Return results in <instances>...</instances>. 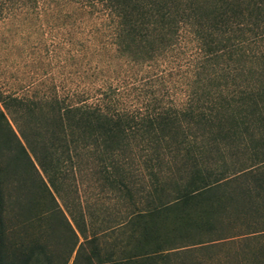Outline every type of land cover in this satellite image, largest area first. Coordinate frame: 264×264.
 Segmentation results:
<instances>
[{"label":"trees","instance_id":"1","mask_svg":"<svg viewBox=\"0 0 264 264\" xmlns=\"http://www.w3.org/2000/svg\"><path fill=\"white\" fill-rule=\"evenodd\" d=\"M19 1L67 46L68 81L50 98L0 96V264H68L77 234L70 264H157L236 236L246 214L245 233H264V0ZM136 158L144 211L119 225L132 248L114 257L57 198L89 160L126 187ZM50 217L64 248L44 238Z\"/></svg>","mask_w":264,"mask_h":264},{"label":"rangeland","instance_id":"2","mask_svg":"<svg viewBox=\"0 0 264 264\" xmlns=\"http://www.w3.org/2000/svg\"><path fill=\"white\" fill-rule=\"evenodd\" d=\"M55 33L47 16L35 17L29 2L25 5H21L19 0L0 2V96L11 94L35 99L39 96L50 98L55 91L61 94L68 81L67 46H53L58 41ZM124 78L132 82L139 79V73L134 72L131 76L125 73ZM136 82L141 87L135 89L132 95L134 93L139 99L144 97L146 100L148 92L144 94V89H149L143 79ZM6 117L16 132L8 112ZM132 167V175L123 180L124 187L98 172L96 162L83 161L74 176L69 175L65 180L63 198H57L70 221L66 207L80 223L84 222L88 234L96 231L105 236L106 244H116L114 257L121 254L118 251L121 247L132 248L124 233L125 225H119L127 221L131 214L144 211L145 180L141 159L136 158ZM247 221H251L249 214L244 219L230 222L226 232L236 236L182 247L171 253L167 261L157 264H264V233H245L247 229L243 223ZM47 223L48 229L44 234L47 244L52 248H64V241L67 242L69 235L66 227L52 217ZM35 230L30 229V232ZM81 241L77 234V243L68 264Z\"/></svg>","mask_w":264,"mask_h":264}]
</instances>
